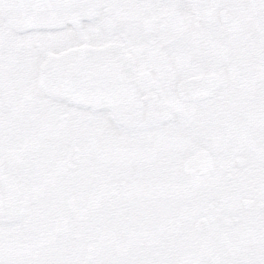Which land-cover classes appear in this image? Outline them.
I'll list each match as a JSON object with an SVG mask.
<instances>
[{
  "label": "snow or ice",
  "instance_id": "snow-or-ice-1",
  "mask_svg": "<svg viewBox=\"0 0 264 264\" xmlns=\"http://www.w3.org/2000/svg\"><path fill=\"white\" fill-rule=\"evenodd\" d=\"M0 264H264V0H0Z\"/></svg>",
  "mask_w": 264,
  "mask_h": 264
}]
</instances>
